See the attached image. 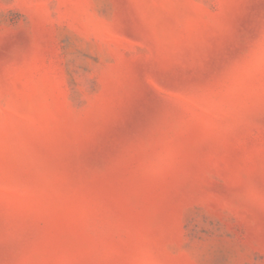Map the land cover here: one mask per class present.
<instances>
[{
  "label": "rangeland",
  "instance_id": "rangeland-1",
  "mask_svg": "<svg viewBox=\"0 0 264 264\" xmlns=\"http://www.w3.org/2000/svg\"><path fill=\"white\" fill-rule=\"evenodd\" d=\"M0 264H264V0H0Z\"/></svg>",
  "mask_w": 264,
  "mask_h": 264
}]
</instances>
